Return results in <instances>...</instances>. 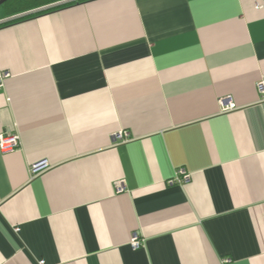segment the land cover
<instances>
[{"label": "crops", "instance_id": "0c3cea01", "mask_svg": "<svg viewBox=\"0 0 264 264\" xmlns=\"http://www.w3.org/2000/svg\"><path fill=\"white\" fill-rule=\"evenodd\" d=\"M0 72V264H264V0L1 8Z\"/></svg>", "mask_w": 264, "mask_h": 264}, {"label": "built area", "instance_id": "2783aa9c", "mask_svg": "<svg viewBox=\"0 0 264 264\" xmlns=\"http://www.w3.org/2000/svg\"><path fill=\"white\" fill-rule=\"evenodd\" d=\"M9 75V73L6 72H0V88L3 87L4 80L5 78ZM258 87V92L261 96V99L264 100V80L260 81L257 85ZM235 108L234 104H230L226 106L223 104V111H230ZM116 139L120 142H128L130 140V133L127 131H120L119 133L116 134ZM20 143L19 136L14 135V134H1L0 135V149L4 152H10L18 148ZM44 162L37 163L33 165L32 169L33 172H36L38 170V167L42 165ZM190 180V173L187 172L186 169L181 168L179 169L174 178H172L168 183L171 185L175 184H183L186 183ZM116 191L121 193L125 191V185L123 181H118L116 183ZM132 245L134 247H138L140 245V240L138 237L135 235L132 241Z\"/></svg>", "mask_w": 264, "mask_h": 264}, {"label": "trees", "instance_id": "16d2710c", "mask_svg": "<svg viewBox=\"0 0 264 264\" xmlns=\"http://www.w3.org/2000/svg\"><path fill=\"white\" fill-rule=\"evenodd\" d=\"M79 1L84 0H8L0 9H6V12L9 14L21 15L34 9L44 12L68 6ZM26 16H28V14Z\"/></svg>", "mask_w": 264, "mask_h": 264}, {"label": "water", "instance_id": "95a60500", "mask_svg": "<svg viewBox=\"0 0 264 264\" xmlns=\"http://www.w3.org/2000/svg\"><path fill=\"white\" fill-rule=\"evenodd\" d=\"M8 0H0V7L4 4V3H6Z\"/></svg>", "mask_w": 264, "mask_h": 264}]
</instances>
